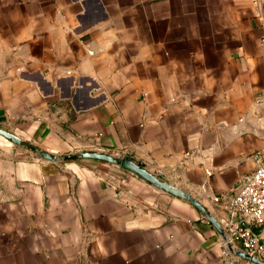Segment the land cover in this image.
I'll use <instances>...</instances> for the list:
<instances>
[{"label": "crops", "instance_id": "crops-1", "mask_svg": "<svg viewBox=\"0 0 264 264\" xmlns=\"http://www.w3.org/2000/svg\"><path fill=\"white\" fill-rule=\"evenodd\" d=\"M0 128V264H259L79 154L219 222L264 150V0H0Z\"/></svg>", "mask_w": 264, "mask_h": 264}, {"label": "built area", "instance_id": "built-area-1", "mask_svg": "<svg viewBox=\"0 0 264 264\" xmlns=\"http://www.w3.org/2000/svg\"><path fill=\"white\" fill-rule=\"evenodd\" d=\"M256 161V168L243 177L234 192L212 198L227 212L219 223L225 252L232 263L242 257V252L258 259L264 256V241L255 230L264 227V150Z\"/></svg>", "mask_w": 264, "mask_h": 264}, {"label": "water", "instance_id": "water-1", "mask_svg": "<svg viewBox=\"0 0 264 264\" xmlns=\"http://www.w3.org/2000/svg\"><path fill=\"white\" fill-rule=\"evenodd\" d=\"M0 134H2L3 136H5L6 138L20 143L21 140L19 137H17L16 135L10 133L7 130H4L2 128H0ZM28 148L32 149L33 151H36L38 153H40L43 157L51 159V160H56V159H69V158H73V155H61V156H55L51 153H48L46 151H43L41 149H38L37 147L34 146H28ZM80 157H93V158H98V159H103L109 162H113L122 166H125L133 171H135L136 173H138L139 175H141L142 177H144L145 179H147L148 181L152 182L153 184L161 187L162 189H165L169 192H172L174 194H177L179 196H182L184 198H186L187 200H189L192 204H194L196 207H198L200 210H202L205 215L208 217V219L214 224V226L222 233V227L220 225V223L217 221V219L208 211L207 207H205L202 203H200L197 199H195L193 196H191L189 193L182 191L174 186H172L171 184L164 182L162 180H160L159 178H157L155 175L151 174L150 172H148L146 169H144L143 167H141L139 164H136L131 157H118V156H113L107 153H103V152H96V151H83L79 154ZM240 255L242 257H246L248 259H251L253 261L258 262L259 264H264L262 261H260V259L250 256L245 252L240 253Z\"/></svg>", "mask_w": 264, "mask_h": 264}]
</instances>
